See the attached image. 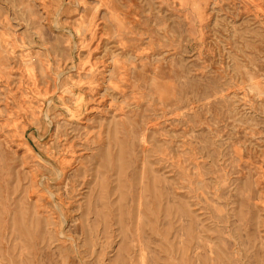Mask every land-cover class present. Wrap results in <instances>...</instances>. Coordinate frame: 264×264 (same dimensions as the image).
Returning a JSON list of instances; mask_svg holds the SVG:
<instances>
[{"label":"rangeland","instance_id":"rangeland-1","mask_svg":"<svg viewBox=\"0 0 264 264\" xmlns=\"http://www.w3.org/2000/svg\"><path fill=\"white\" fill-rule=\"evenodd\" d=\"M0 264H264V0H0Z\"/></svg>","mask_w":264,"mask_h":264}]
</instances>
